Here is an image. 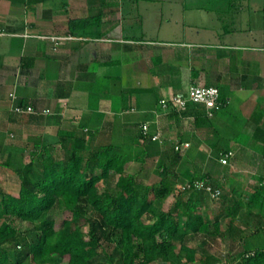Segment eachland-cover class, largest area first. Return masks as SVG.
Returning a JSON list of instances; mask_svg holds the SVG:
<instances>
[{"label":"crops","instance_id":"1","mask_svg":"<svg viewBox=\"0 0 264 264\" xmlns=\"http://www.w3.org/2000/svg\"><path fill=\"white\" fill-rule=\"evenodd\" d=\"M10 1L0 0L1 144L9 132L28 134L34 147L55 130L59 138V131L88 129L97 139L112 131L113 141H131L148 156L166 157L168 166L180 156L182 172L195 168L218 182L233 160L223 165L222 153L236 152L238 170L250 173L240 177L246 188L261 184L262 7L260 17H246L242 2L250 0ZM73 19L90 20L89 31L72 34ZM193 84L220 89L224 106L213 119L195 108H161L162 99ZM18 102L52 114L18 115ZM145 124L150 136L161 133L159 141L143 135ZM185 143L190 147L176 150Z\"/></svg>","mask_w":264,"mask_h":264},{"label":"trees","instance_id":"2","mask_svg":"<svg viewBox=\"0 0 264 264\" xmlns=\"http://www.w3.org/2000/svg\"><path fill=\"white\" fill-rule=\"evenodd\" d=\"M89 24L88 19L70 20L69 31L82 36L78 32H88ZM59 136L62 156L57 143L35 144L40 159L16 169L21 182L18 194L0 191V264H60L64 260L67 264H102L103 256L112 261L117 258L120 264H154L179 239L188 264H264V249H247L246 237L237 242L239 251L231 248L223 258L205 248L209 240L225 237L221 215L210 221L203 213L211 195L191 190L177 196L175 191L184 182L182 178L210 180L216 188H220L219 182L208 174L197 177L179 172L180 156L169 166L163 156L158 166L160 185H145L128 168L135 162L145 165L146 150L114 143L112 131L101 133L98 139L77 130L59 131ZM260 142L264 145V139ZM260 175L261 184L248 202L234 189L238 199L233 197L229 205L223 200L221 214L235 217L239 207H246L257 209L264 219V171ZM81 203L92 208L91 216ZM57 214L64 216L60 224ZM12 220L31 224V238ZM256 232L264 233V226L258 225ZM201 234L206 237L203 244L191 247L189 242ZM9 244H15V251L10 252Z\"/></svg>","mask_w":264,"mask_h":264},{"label":"rangeland","instance_id":"3","mask_svg":"<svg viewBox=\"0 0 264 264\" xmlns=\"http://www.w3.org/2000/svg\"><path fill=\"white\" fill-rule=\"evenodd\" d=\"M251 2L244 3L242 4L247 5V9L245 12L246 17L247 16H255L257 15L256 12L257 10H260L261 8V13L263 14L264 12V0H250ZM7 2H12L10 0H7ZM9 11L4 12L2 15L8 14ZM260 13V14H261ZM260 14L259 17H260ZM264 19L260 18V20H257L258 22L261 21L263 25V30L262 33L264 35ZM263 40V39H262ZM261 44H264V40L261 41ZM61 45V44H60ZM59 45V46H60ZM81 130V128H80ZM84 134L88 136V138L91 135H94V133H91L90 130L84 129ZM7 138L2 142H0V191L4 192H10L15 195L18 194L19 189H20V179H19V174L16 172V169L20 166L25 167L26 165L30 164L33 159H37V161L40 159V151L37 149H33V142L32 137H28V134L24 136L22 134L21 136H16L15 134H12L9 132L6 136ZM29 138V139H28ZM61 138L57 137V130L52 131L50 133L46 134V141H40L39 145L43 144H48V143H57V152L59 155L62 156L64 153L62 146L57 142L60 141ZM38 143V142H37ZM114 143L120 144V145H125L129 146L131 144V141H127L126 143L122 140H114ZM14 145V148L12 147ZM35 147V146H34ZM235 156L233 157L232 160V165L227 167L224 171H221L218 173V178H219V186H220V191H221V196L220 198H207L205 207L203 209V213L205 217L213 221L221 215L220 220L222 223V229L225 234V237L222 239H217L216 241H211L209 240L207 245L205 246L206 249L209 250V252L217 257H224L227 255V253L230 251L231 248L235 247V251H239V245L237 242L240 240V238H245L246 237V244H247V249L254 250L256 248H262L264 249V233H255L256 228L258 225L261 227L264 226V219L260 216H258V212L256 210H249L246 207H239L238 208V213L233 217L230 215L228 212H224V215L221 214L223 206V200L226 201V204L231 202V199L237 198L238 196L233 194V190L236 189L239 193V198L244 202L247 203L249 200V197L254 193L255 188H246V184H243V179L240 177L242 175H250L249 171L248 172H240L238 169V162L236 161L237 156L236 152ZM215 157L219 156L218 154L214 155ZM162 160V157L156 156L154 154H151L147 157L146 164L143 165L141 163L135 162L131 165H129L128 171L131 173L139 174L138 176V181L142 184L145 185H160L161 177L158 173V166L160 164V161ZM10 163V166L6 165ZM36 166L38 167L39 164L37 163ZM179 169V168H177ZM183 170V168H182ZM184 173L185 171H189L188 173L190 175H195L197 177L201 176L202 172L199 170H189L187 168H184ZM179 172H181V169H179ZM183 173V172H182ZM187 173V172H186ZM204 175V174H203ZM225 175V177H224ZM184 182L179 184L176 187L175 195L178 196L180 193V188L181 185L189 181L187 178H182ZM243 185V186H242ZM187 195V194H186ZM190 195H187L185 197H188ZM223 197V198H222ZM234 197V198H233ZM229 205V204H228ZM172 206V204L170 205ZM227 206V205H226ZM81 207H83L85 213L87 215L91 216L93 213V210L90 206L86 205L85 203H81ZM170 208V207H169ZM65 217H69L68 214H66ZM64 216L62 215H55V219L57 220V223L60 224L63 220ZM12 223L14 226L23 234L31 238L32 235V230L33 226L29 223H24L22 221L18 220H12ZM81 225L83 226V230L85 232L89 231V227L84 224V221L80 222ZM230 227H231V232H230ZM206 237L204 234H201L196 238L195 240H191L189 242V245L191 247H197L203 244V242L206 240ZM181 240H177L175 243V246L172 247L169 251L168 254L165 255L163 259H161L159 262L154 263V264H188L186 261V256L185 252L181 248ZM234 245V246H232ZM232 246V247H231ZM8 249L10 252L15 251L16 246L15 244H9L7 245ZM20 250V249H19ZM200 255H198V258H200ZM101 263L102 264H120L119 260L116 258V260H110L106 259L104 256L101 258ZM60 264H67V260H64ZM191 264H201L199 261L196 263H191Z\"/></svg>","mask_w":264,"mask_h":264},{"label":"built area","instance_id":"4","mask_svg":"<svg viewBox=\"0 0 264 264\" xmlns=\"http://www.w3.org/2000/svg\"><path fill=\"white\" fill-rule=\"evenodd\" d=\"M47 40H52L55 43L63 41L76 40L77 38L73 36L67 37H40ZM17 100V97H13ZM160 106L165 112H175V113H187L191 110V107H195L196 110L204 113L207 119H213L219 110L224 106L222 101L221 91L219 88L214 86H204L193 84L189 87L188 91L183 95H176L171 98H164L160 101ZM12 111L19 115H51L50 110L39 111L35 109L32 105H15ZM142 133L145 137H151V140L156 142L161 138V133L150 136V127L148 124L142 125ZM181 147H190V144L185 143L182 145H177L176 150L179 151ZM235 156L233 151H229L221 157V163L223 165H228L230 160ZM191 190H202L209 193L213 198H220L221 191L216 188L210 180L195 179L194 181H187L181 185L180 191L186 192Z\"/></svg>","mask_w":264,"mask_h":264}]
</instances>
